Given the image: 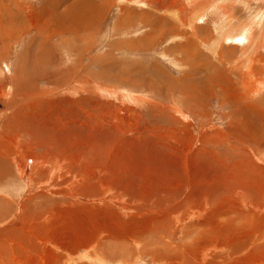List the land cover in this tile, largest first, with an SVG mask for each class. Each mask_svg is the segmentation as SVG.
<instances>
[{
	"label": "rangeland",
	"instance_id": "obj_1",
	"mask_svg": "<svg viewBox=\"0 0 264 264\" xmlns=\"http://www.w3.org/2000/svg\"><path fill=\"white\" fill-rule=\"evenodd\" d=\"M2 1L15 15L7 25L23 27L0 38V147L10 163L19 145L46 152L61 164L52 179L59 174L72 185L47 200L20 201L18 228L37 227L41 240L2 229L10 242L0 244L7 253L0 251V264H96L92 255L112 248L114 256L117 242L136 255L145 240L163 247L152 244L140 264H264V207L252 208L264 193V0H164L161 8L91 0L100 17L94 31L78 33L67 20L52 21L51 0ZM54 2L57 13L80 5ZM149 36L157 38L142 44ZM34 45L53 51L47 72L68 80L56 86L35 77L30 93L13 96L16 80L43 68L27 75ZM122 93L139 101L123 104ZM243 189L256 193L238 203ZM10 190L0 197L15 213L12 202L25 193ZM191 210L199 217L172 221L174 212L179 219Z\"/></svg>",
	"mask_w": 264,
	"mask_h": 264
},
{
	"label": "bare ground",
	"instance_id": "obj_2",
	"mask_svg": "<svg viewBox=\"0 0 264 264\" xmlns=\"http://www.w3.org/2000/svg\"><path fill=\"white\" fill-rule=\"evenodd\" d=\"M135 1V0H134ZM168 1V0H166ZM191 1V0H190ZM195 1V0H194ZM85 2V3H83ZM171 3H176L177 1L176 0H170ZM78 4H80L79 6H75V5H71L69 7H67L65 10L61 11L60 13H57V5L55 4L54 0H51V1H48V3L45 5L47 8H48V12L51 13L52 15V21L57 23V24H61L63 22H65L64 20H67L66 22L67 23H70L71 24V28L70 30L72 32H77L78 33V30H83V31H94V27L96 25V22L97 20L99 19L100 17V12L99 11V8L97 6H94L92 3H91V0H77ZM121 3V2H120ZM145 4V3H143ZM100 5V4H99ZM145 5H151V6H156L158 8H161L165 5H167V3L164 1V0H149L148 3H146ZM173 5V4H172ZM20 7V6H19ZM72 8H75V9H72ZM19 9H22V8H19ZM71 9V10H70ZM12 9H10L7 4L0 0V38L4 37L5 33L7 30H15V29H22L23 25L21 24L20 26L19 23L17 24L16 28L13 29L11 28L12 26H8L7 25V22L11 21L15 18V15H13L10 11ZM16 10V9H14ZM18 11V10H17ZM131 10H127L126 8H124L122 10V12L124 13V15L126 13H130ZM79 12L81 13V15H78ZM20 13V12H19ZM16 12V14H19ZM69 14H71V16H69ZM123 20V18L121 19ZM180 20V19H179ZM22 23V22H21ZM10 24V23H9ZM167 22L164 21L163 25H166ZM6 26V27H5ZM19 27V28H18ZM151 30H154L157 28V25H151L150 26ZM184 28V27H183ZM25 30V29H24ZM11 31V32H12ZM23 31V30H22ZM173 31V29H172ZM183 31V30H182ZM8 32V31H7ZM175 32V31H173ZM11 34V33H10ZM20 34V32H19ZM18 34V35H19ZM74 33H72L73 35ZM17 35V34H16ZM154 36V35H152ZM152 36H149L147 38H144V42L142 40L141 43L142 44H148L152 39H155L157 38V36L155 37H152ZM223 38H228L230 41H234L236 40L235 39V36L231 35V34H224L223 35ZM247 38V37H246ZM248 40V39H247ZM246 40V41H247ZM45 43V41H43L42 43L39 42V45L43 46ZM35 46V45H34ZM27 50H29L28 48H26ZM86 49V48H85ZM53 51H51L50 49H45V48H42V47H38V46H35V51L33 53V58H34V61L32 63V72L31 70L27 73V75L29 74H36V68L38 67V64L41 63V65L43 66L42 70L37 73L36 75H34L30 80H28L27 78L23 79V80H16L15 81V84L13 85V96H22V95H25L27 93H30V88H35L34 85L35 83H33V78L35 77H42V76H45L46 75V81L50 84V85H61V84H64L63 82L64 81H67V73H63L61 71L59 72H52L51 70H49L47 72V67L50 66L51 64L53 65V63H51L50 61V54L52 53ZM82 52V51H81ZM3 53L2 51H0V58L2 57ZM251 59V57L249 58ZM248 59V60H249ZM50 63V65H48ZM22 68V66L20 65V67H18V70L20 71V69ZM67 68V67H66ZM71 68V67H70ZM253 66L250 68L249 67V71H248V77L249 78H254L256 76L257 73H254L253 72ZM246 70V69H245ZM31 72V73H30ZM259 75H263L261 73H259ZM257 79V78H256ZM10 82V81H9ZM12 82V81H11ZM96 82H100V81H96ZM2 83L0 81V96L2 95H5V92H6V88L3 89V87L1 86ZM96 91L98 90V92H100L102 95L105 96V98L107 97H110L111 95L107 94L108 92L104 90V86H99L98 83L95 84V87H93ZM108 88V87H107ZM108 90H110L108 88ZM115 94H117L115 92ZM114 95V94H112ZM113 97V96H112ZM25 99V98H24ZM120 101L123 102V104H125L124 101H128L130 104L132 103L133 105L139 101L136 97L134 96H129V94L127 93H122L121 96H120ZM121 102V103H122ZM127 103V102H126ZM3 104V107L4 109H6L7 107V104L5 102H2ZM5 141V140H4ZM0 142H1V139H0ZM6 143V142H5ZM16 147V146H15ZM4 148H1L0 147V194H2L4 191L3 189L5 188H11V192L14 193V194H19V192H13L15 187L17 186V188L19 189H22L24 190L23 193L24 196L19 200L17 201L15 204L14 202H12V206H14V212L15 213H12V212H7V210H9L7 208L8 206V203L6 201H3V199L0 197V232L2 229L4 228H8V232L7 233H10V234H15L17 237L19 238H29L30 239V236L29 235H33L34 236V239L38 238L39 236L35 235L34 234V231L37 230V227L33 226L32 228H18V225H19V221H18V216L16 214V211L17 212H20V204L22 200H25L23 202V206L29 202H33L35 200H47V198L49 197H53L55 196L56 192L55 190L58 189V188H63V187H66V186H71L72 184V180H70L69 178L66 179V178H63L61 175H55L54 176V179H52V176L54 175V173H56V169L60 166L61 164L58 163L56 161V158L54 157H50L49 155L46 154V152H42V154L40 156L38 155H34L31 153L30 149L27 148V147H21L20 148V145L19 147L13 149L16 150L15 152H13V154L16 156L17 154H19V157L15 160H11V163L8 162V157L10 155L9 152H6L5 150H3ZM22 149V151H21ZM9 151V149H7ZM18 152V153H16ZM53 164H50V165H47L49 163H52ZM60 162L64 165V162L60 160ZM61 169V168H60ZM68 169V168H67ZM59 172V171H58ZM69 174V173H68ZM67 175V174H65ZM68 177V176H67ZM73 177V176H72ZM54 180V181H53ZM74 180V179H73ZM14 182V184H10ZM4 185H8V187H3ZM2 188V190H1ZM6 191H9V189H7ZM17 191V190H15ZM90 193V192H89ZM256 192H254L253 194L249 195L250 193L247 192L246 189H243L240 190V198H239V195L237 196L236 198V201L238 203H246L248 202L247 199L248 197L251 198L252 195H254ZM132 194V193H131ZM30 196V197H28ZM89 196V195H88ZM258 198L255 199L254 201V204H253V210L256 209L257 212H260L258 211L257 209L259 208H263L264 207V193L263 192H258ZM25 198V199H24ZM243 198H245L244 200H242ZM113 199V198H112ZM189 197H187V199L185 200V203L188 204L189 201ZM49 200V199H48ZM50 202V200H49ZM48 202V203H49ZM38 204V202H37ZM15 205H16V209H15ZM129 205V203H128ZM148 205V204H147ZM182 205V204H181ZM28 206V205H27ZM151 206V205H150ZM153 206V205H152ZM191 206V204H190ZM184 207V206H183ZM186 207V206H185ZM200 207V206H199ZM202 207V206H201ZM28 208V207H26ZM149 208V206H148ZM180 208V207H179ZM188 208V207H187ZM186 208V209H187ZM40 209V208H38ZM6 212H5V211ZM16 210V211H15ZM42 210V209H41ZM185 210V208H184ZM183 210V211H184ZM193 210V209H192ZM190 211L188 213H184V215H182L181 217H179V219H175V216H176V212H174L175 214L172 221L174 223H185V220L189 219L188 216H193L195 217L194 219H196L197 217H199V211H196V212H193V211ZM261 210V209H260ZM39 210L36 211V213H38ZM177 211V210H176ZM180 211V210H179ZM159 212V211H158ZM262 212V211H261ZM264 212V211H263ZM28 214H31L29 212H27ZM26 213V214H27ZM25 214V215H26ZM27 214V215H28ZM186 214V215H185ZM19 215V214H18ZM26 215V216H27ZM34 215V214H33ZM169 216V215H168ZM36 217V216H35ZM35 217H32L33 220H40V219H37ZM38 217V216H37ZM46 217V216H45ZM50 217V216H49ZM172 217V216H171ZM170 217V218H171ZM29 219V217H28ZM27 219V221H28ZM45 219V218H44ZM43 219V220H44ZM186 220V221H187ZM191 220V219H190ZM7 221H10L8 225H4L5 222ZM45 221V220H44ZM195 221V220H194ZM170 222V221H169ZM190 222V221H189ZM46 224V223H45ZM188 229L190 230H193V234L195 235L197 233V231L195 229H193V226H190ZM31 230V233L27 234L28 231ZM33 230V232H32ZM27 232V233H26ZM150 237V236H149ZM196 238V236H195ZM4 240H7V242H5ZM38 240H41V237L38 238ZM45 240V239H44ZM123 239H121L122 241ZM37 241V240H36ZM148 241V240H147ZM145 240L144 243H145V246L143 247V249H141L140 252H137L136 255H135V252H127L128 251V247L126 248V246H122L121 243H116V246L117 244L120 245V247L117 249V247H114L113 249V253H115V255L113 256L112 253V248L107 250L108 253H100L98 252L97 254L95 253V256L94 254L92 255L94 257V262H97L96 264H106V259H104L103 257L106 256L107 258L110 257L111 259H114V260H119L121 259V261L123 262V264H131L132 260L135 261V262H140L142 263L143 262V256H146L145 253L147 252V249H150L152 248V244H156L155 241L156 240H150V242ZM160 241V240H159ZM171 241V240H170ZM10 242V239H8L6 237V233L5 234H0V244L1 245H7V243ZM44 244H48L49 245V242L48 241H43ZM123 244H124V240L122 241ZM140 243V242H139ZM138 241L135 242L134 245H138L139 244ZM159 243V242H158ZM157 243V244H158ZM163 243V242H162ZM142 244V243H141ZM151 244V245H150ZM156 244V245H157ZM160 244V243H159ZM254 244V243H252ZM0 245V251H3L2 252V256H7V253L6 251L4 252V249H2ZM118 245V246H119ZM155 245V246H156ZM161 245V244H160ZM212 246V244H211ZM157 247V246H156ZM161 247H163V245H161ZM166 247V246H165ZM208 247V246H207ZM214 247V246H213ZM212 247V248H213ZM51 248V247H50ZM104 248V247H103ZM102 248V250H103ZM159 248V246H158ZM153 249V248H152ZM156 249V248H155ZM166 249V248H165ZM169 249V248H168ZM10 250V249H9ZM101 250V249H100ZM101 250V251H102ZM106 250V249H105ZM104 250V252H105ZM151 250V249H150ZM262 250L261 249H257L255 248L254 250H252V252L255 254L256 252L257 253H260ZM111 251V252H110ZM103 252V251H102ZM66 255V257H64V260H66L67 256H69V254L67 255L66 253H64ZM149 254V253H148ZM64 255V256H65ZM138 255V256H137ZM154 255V254H153ZM100 256V257H99ZM103 256V257H101ZM161 256V255H160ZM206 253H205V255ZM85 257V256H84ZM209 257V256H208ZM70 258V257H69ZM68 258V259H69ZM203 258V257H201ZM200 258V260H202ZM205 258V257H204ZM89 260V259H88ZM68 261V260H66ZM154 261V260H153ZM204 261V260H203ZM120 262V261H119ZM205 262V261H204ZM157 263V261L155 260L154 261V264ZM217 263V262H215ZM109 264V263H107ZM164 264H167V263H164Z\"/></svg>",
	"mask_w": 264,
	"mask_h": 264
}]
</instances>
